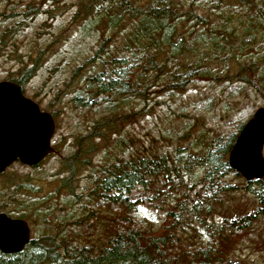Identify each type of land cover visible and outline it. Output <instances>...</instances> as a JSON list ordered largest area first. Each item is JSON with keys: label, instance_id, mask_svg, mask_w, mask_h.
<instances>
[{"label": "rangeland", "instance_id": "374dc122", "mask_svg": "<svg viewBox=\"0 0 264 264\" xmlns=\"http://www.w3.org/2000/svg\"><path fill=\"white\" fill-rule=\"evenodd\" d=\"M89 1L0 0V12L5 15L22 10L30 2L40 7V14L16 39L19 57L12 53L14 46L7 44L2 49L0 45V81L7 80L20 65H29L28 53L32 49L44 47L48 55L21 90L53 117L50 139L53 150L36 166L19 161L11 163L0 174V181L5 182L0 189L5 188L0 203L23 208L29 215L32 236H56L58 250L64 237L78 246H92L97 252L108 243L114 229H119L120 220L126 215L124 208L102 203L95 194L93 177L102 166L140 156L169 154L175 158L181 153L199 154L209 148L216 149L229 136L236 138L253 112L264 107L263 96L243 80L245 71L253 74L245 63L264 56V18L260 24L255 21L258 29L250 39L246 35L250 28L247 18L254 19L250 6L261 0H217L218 3L171 0L181 17L176 26L177 35L191 40L199 31L207 37L213 34L225 49L218 50L209 42H201L191 52L182 50L171 55L169 47H165L157 54V67L145 71L143 81L141 58L138 59L132 74L137 76L134 92L106 93L81 104L73 98L84 86L87 72L99 68L96 63L89 68L91 62H85L86 59L95 51L103 58L115 53L125 56L122 45L129 28V22L124 21L115 30H108L101 21L94 30L83 32L73 13ZM153 1L145 0L147 5ZM200 4L213 11L212 20L203 25L187 14V10ZM56 7L63 8V12L53 14L51 11ZM3 22L10 23L6 17ZM222 25H227L234 37L217 34ZM253 27L247 31L255 33ZM242 38L245 41L240 48L238 41ZM103 122L113 129H104L100 137L93 136L91 131L95 127L102 130L99 125ZM262 155L264 158V145ZM70 158L73 164H67ZM202 175L199 167L191 172L192 180L184 173L185 187L181 186L180 190L192 194L199 187ZM219 181L220 185L228 184L232 188L220 193L211 213L200 214L217 229L210 231L192 217L181 218L182 221L170 226L167 207L159 206L158 202L137 204L132 212L135 225L154 232L163 230L165 225L175 237V250H193L208 243L224 259L264 264V175L257 182L247 181L232 169L220 176ZM23 183L32 185L30 194L23 192ZM9 186L15 192L6 198ZM257 190L261 191V199ZM184 200L190 204L194 199ZM245 216L252 217L247 225L240 219ZM234 217L241 220L233 224L240 228L229 226L226 219Z\"/></svg>", "mask_w": 264, "mask_h": 264}, {"label": "trees", "instance_id": "16d2710c", "mask_svg": "<svg viewBox=\"0 0 264 264\" xmlns=\"http://www.w3.org/2000/svg\"><path fill=\"white\" fill-rule=\"evenodd\" d=\"M213 1L218 3L217 0ZM243 1L249 2V0ZM54 9L51 11L53 14L63 12V8ZM250 10L255 20L252 16L247 18L250 27L247 30L255 25L253 27L255 33L246 30V35L253 39L258 29L255 21L260 24L262 23L261 18H264V0L253 3ZM40 12L39 5L34 2L27 3L22 10L12 11L8 15L0 12V16L3 15L0 18L2 49L10 44L14 46L13 55L19 57L16 39L30 26ZM187 12L188 18L198 19V23L202 25L212 20L213 11L201 4L196 9H190ZM5 17L10 21L9 24L3 22ZM73 17L75 22L80 23L83 32L94 30L101 21L108 30H115L124 21L129 22L126 40L122 45V50L126 52L125 56L115 53L103 58L99 55V51H95L92 57L86 59L85 62H91L89 68H92L94 63L98 64L99 68L90 73L87 72L83 80L84 86L75 94L73 99L81 104L106 93L123 95L127 92H134L132 89L134 84L136 86L137 76L132 74L138 65V59L141 58L140 79L143 81L144 72L157 67L159 63L157 54L160 49L165 50V47H169L171 55H176L182 50L191 52L193 46L201 42H209L218 50L225 49L217 41L218 36L213 34L207 37L199 31L191 40L177 35L176 26L181 17L176 8L172 7L171 0H154L148 5L145 0H90L78 8L73 13ZM221 27L223 29L217 34L227 35L228 38L232 35L234 37V32L230 31L227 25ZM243 41H245L244 38L238 41L240 48H242ZM46 53L49 52H45L44 47L32 49L28 53L30 64L20 65L13 75L6 78V81L13 82L22 89L42 65L48 55ZM18 60L20 61V58ZM255 62L249 60L245 63V67L253 74L249 75L245 71L246 75L243 80L264 98V56L256 57ZM93 96L96 97L92 98ZM99 126L103 127V131L97 127L91 131L95 137H100L104 129L105 131L113 129V126L107 122ZM234 139V135H231L225 144L216 149L209 148L205 153H181L175 158H171L169 154L140 156L136 159L131 158L102 166L93 177L95 194L101 198L100 202L110 206H121L126 214L120 220L119 229H114L115 233L103 248L94 252L92 246H78L71 242L70 238L63 237L61 248L58 250L53 240L41 237L39 242L32 241L33 248H24L16 253L0 251V264H246L233 258L224 259L221 252L208 243L193 250H175V237L165 229V225L159 232L142 229L135 225L132 213L137 204L158 202L159 206L167 207L166 215L170 218V226L181 218L192 217L206 229L210 228V231L213 228L217 229L216 225L211 226L206 223L200 214L206 216L211 213L213 202L220 199V193L228 192L229 188H232L228 184L220 185L219 179L220 176L232 171L226 154ZM69 163L73 164L71 158L67 164ZM197 167L203 170L199 187L192 194L181 191L180 187H185L184 173H187V179L192 180L190 174ZM248 187L249 184L246 188ZM260 192L257 190L256 193L261 199ZM184 199L194 200L189 204ZM251 218V216H245L240 217L243 221L239 220L247 225ZM226 220H229L230 227H237L238 224H233L240 222L235 217Z\"/></svg>", "mask_w": 264, "mask_h": 264}, {"label": "water", "instance_id": "95a60500", "mask_svg": "<svg viewBox=\"0 0 264 264\" xmlns=\"http://www.w3.org/2000/svg\"><path fill=\"white\" fill-rule=\"evenodd\" d=\"M53 120L36 102L25 97L21 87L0 81V172L13 161L35 165L51 152ZM264 107L257 108L240 129L228 153V165L247 181L264 175ZM28 239L23 220L0 214V251L16 253Z\"/></svg>", "mask_w": 264, "mask_h": 264}, {"label": "flooded vegetation", "instance_id": "af4514ba", "mask_svg": "<svg viewBox=\"0 0 264 264\" xmlns=\"http://www.w3.org/2000/svg\"><path fill=\"white\" fill-rule=\"evenodd\" d=\"M38 105V104H37ZM38 107H39V105H38ZM39 110L40 111H42V112H46V111H44V110H42L40 107H39ZM48 113V112H47ZM51 117H52V115L50 114V113H48ZM52 119H53V117H52ZM52 137V136H51ZM51 139V138H50ZM50 147H51V151L53 150V148H52V146H51V144H50ZM50 153V152H49ZM48 153V154H49ZM47 154V155H48ZM46 155V156H47ZM15 161H19V159H16ZM20 162V161H19ZM23 165H25V164H23ZM28 166V165H27ZM33 166H36V165H33ZM6 169V168H5ZM5 169L3 170V171H1L0 172V174H3L4 172H5ZM3 185H5V182H2V181H0V189L2 188V186ZM30 186H32V185H30V184H28V183H23L22 184V190H23V192H25L26 194H30L31 193V187ZM12 188H13V186H9L7 189H6V198L7 197H10L11 195H10V193L12 194V193H14L15 192V190H12ZM4 190H5V188L3 189V190H1L0 191V194H2V193H4ZM0 199H2L1 198V195H0ZM0 214H4V215H6L8 218H11V219H19V220H23L25 223H26V225H27V227H28V239H27V242L24 244V246H23V249L24 248H31L32 247V245H31V243H32V241L33 240H35V241H37V242H39V238L40 237H44V235H41L40 237L39 236H36V237H34V236H32V234H31V230H30V222H29V220H28V216L29 215H27V213L25 212V211H23V208H21V207H18L17 205H15V204H13V203H6V202H1L0 203ZM38 237V238H37ZM49 240H53L54 241V245H55V247H58V245H59V242L57 241V240H55V238H56V236H54V238H52V237H47ZM34 247V246H33ZM32 247V248H33Z\"/></svg>", "mask_w": 264, "mask_h": 264}]
</instances>
